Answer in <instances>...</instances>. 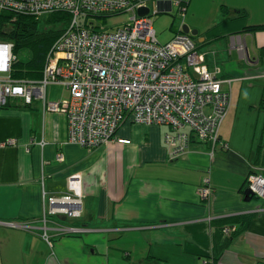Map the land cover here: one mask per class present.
Listing matches in <instances>:
<instances>
[{
	"label": "crops",
	"instance_id": "0c3cea01",
	"mask_svg": "<svg viewBox=\"0 0 264 264\" xmlns=\"http://www.w3.org/2000/svg\"><path fill=\"white\" fill-rule=\"evenodd\" d=\"M190 1L180 0L183 12ZM203 1L218 13L194 38L206 47L208 68L230 80L219 127L226 148L210 155L195 141L169 159L163 125L125 121L116 136L129 143L87 149L67 141L64 114L42 111L37 100L11 99L0 108V264H264V201H244L242 194L248 173L264 175V30H243L264 24V0ZM203 1L197 8L205 9ZM218 23L220 30L208 34ZM51 85L61 97L50 100L68 96L61 84ZM75 173L81 215L47 222L49 244L42 236L43 196L66 192ZM204 176L212 189L207 201L198 195ZM245 213L253 214L245 228L224 242L219 228L239 222L213 219ZM58 225L78 230L60 239Z\"/></svg>",
	"mask_w": 264,
	"mask_h": 264
},
{
	"label": "built area",
	"instance_id": "2783aa9c",
	"mask_svg": "<svg viewBox=\"0 0 264 264\" xmlns=\"http://www.w3.org/2000/svg\"><path fill=\"white\" fill-rule=\"evenodd\" d=\"M151 2L156 3L153 11ZM168 4L183 15L180 0H0V10L38 18L61 10L69 14L63 32L46 54L39 79L12 78L13 43L0 40V108L11 99H19L24 105L37 100L42 111L64 114L67 141L87 149L111 141L129 143L116 132L130 121L168 126L164 142L169 159L185 152L195 141L205 143L210 155L224 150L226 143L220 138L219 126L229 107L230 80L208 68L205 53L190 34L181 31L183 24L176 26L170 40L158 41L151 15ZM141 8L147 12L140 14ZM123 12L130 16L122 26L106 29L97 24V19L104 21ZM236 49L243 51L240 38ZM50 84H61L68 96L48 99ZM56 158L62 160L63 156L57 153ZM246 184L257 199L264 201L263 174L251 171ZM211 192L209 176H204L199 198L207 201ZM81 211V178L75 173L68 179L66 192L43 196V238L51 244L47 222L61 216L78 218ZM233 229L224 227L223 233L228 235ZM76 230L62 225L56 229L60 233Z\"/></svg>",
	"mask_w": 264,
	"mask_h": 264
},
{
	"label": "trees",
	"instance_id": "16d2710c",
	"mask_svg": "<svg viewBox=\"0 0 264 264\" xmlns=\"http://www.w3.org/2000/svg\"><path fill=\"white\" fill-rule=\"evenodd\" d=\"M69 19V14L66 11H54L48 13L44 19L46 25L50 23H57L58 28L53 29L44 27L39 28V18L35 15L24 14L9 9L0 10V40L10 41L13 43V54L15 55L20 49L26 47H32V57L27 61L18 60L15 55V59L12 61L10 76L14 79H39L41 77L44 61L47 52L49 51L51 45L58 38V36L63 32L67 20ZM219 23L214 25L210 30L207 31L208 34H212L214 30L218 32L220 30ZM171 30L175 31L172 28ZM218 27V28H217ZM243 30L247 31H257L264 30V24H255L246 26ZM194 38V37H192ZM196 42V40H195ZM198 46L200 43L196 42ZM254 197L251 195V198ZM253 214H237L222 218L213 219L218 222L219 219L223 220L228 217L229 221H236L237 226L234 224L229 225V227L234 226V229L229 231L228 235L223 233V227L219 228V233L224 239V242L229 240L231 236L240 232L244 229L248 218L252 217ZM211 220V221H213ZM63 234V233H62ZM66 234V233H64ZM51 241V239H50Z\"/></svg>",
	"mask_w": 264,
	"mask_h": 264
},
{
	"label": "rangeland",
	"instance_id": "374dc122",
	"mask_svg": "<svg viewBox=\"0 0 264 264\" xmlns=\"http://www.w3.org/2000/svg\"><path fill=\"white\" fill-rule=\"evenodd\" d=\"M203 0H191L190 4H189V8L187 10V12L182 13L179 11L176 6H174V8H172L170 11H160L158 13H153L151 15V20H152V27L155 31L156 37L158 39L159 42H166L168 40L171 39L172 37V32L173 30H171V25H173V27L178 26L179 24H185L187 26H189L191 29H196L201 35L203 34V32L205 31V28L209 27V20L211 22L212 19L216 18V15L218 13V6L217 5H213L211 2H209L208 5V1L207 3H205V1H203L205 5V9H200L197 8L198 5H200L202 3ZM149 6L151 8V10H155L156 8V3L155 2H151L149 3ZM215 8V9H214ZM214 9V10H212ZM129 16L130 13L129 12H123V13H119V14H115V15H110L108 16L106 19H97V24L103 26L106 29H114L116 27L122 26L125 23L128 22L129 20ZM46 17V14H43L41 16H39V28L43 29L44 27H49V28H53L56 29L59 27V25L57 23H50L48 25H46L44 23V19ZM192 20H194L193 22L196 24L197 27H191L192 24ZM208 29V28H207ZM195 40V38H193ZM203 51L206 49V47L201 48ZM250 54H252V51H250ZM248 52V53H249ZM32 47H26L23 49H20L15 55L16 58L18 60H22V61H27L29 59H31L32 57ZM249 54L250 58L251 55ZM249 60L251 61L252 59ZM47 98L48 99H57L60 96V89L58 86L56 85H48L47 86ZM65 95V94H64ZM206 112H209V109L205 110ZM223 121V120H222ZM222 123V122H221ZM220 127V126H219ZM163 131L166 129V132L169 131V127L166 125L162 126ZM165 128V129H164ZM257 200V199H254ZM70 220V218H68ZM72 233H66V234H59L62 235L60 237L63 238L64 236L67 237V235H71ZM135 240L134 243L135 245H133L132 251L134 250V248L136 247V241L138 240L137 236H134ZM115 237L112 238L110 245L114 246L113 243V239ZM125 238H131L130 236H126ZM110 240V239H109ZM115 240V239H114ZM124 243V242H122ZM134 252V251H133ZM118 254H120L118 252Z\"/></svg>",
	"mask_w": 264,
	"mask_h": 264
},
{
	"label": "water",
	"instance_id": "95a60500",
	"mask_svg": "<svg viewBox=\"0 0 264 264\" xmlns=\"http://www.w3.org/2000/svg\"><path fill=\"white\" fill-rule=\"evenodd\" d=\"M146 12H147L146 8L139 9L140 14H145ZM181 31L184 32L185 34H190L193 37H196L198 35L196 29H189V27L185 24L181 26ZM198 41L201 42L202 38H198ZM242 194L244 201H249L251 199L252 192L249 189H245Z\"/></svg>",
	"mask_w": 264,
	"mask_h": 264
},
{
	"label": "clouds",
	"instance_id": "9594fccd",
	"mask_svg": "<svg viewBox=\"0 0 264 264\" xmlns=\"http://www.w3.org/2000/svg\"><path fill=\"white\" fill-rule=\"evenodd\" d=\"M193 37V36H192ZM250 57H248V59H249ZM262 174V173H261ZM247 177V176H246ZM244 184H245V186H246V188L245 189H249L248 187H247V184H246V178H245V181H244ZM244 189V190H245ZM253 195V194H252ZM254 196V195H253ZM252 198H255V199H257L255 196L254 197H252ZM251 198V199H252ZM62 217V216H61ZM62 218H64V217H62Z\"/></svg>",
	"mask_w": 264,
	"mask_h": 264
}]
</instances>
